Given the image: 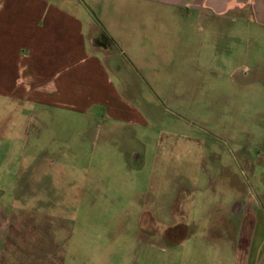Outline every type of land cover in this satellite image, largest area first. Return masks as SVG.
I'll use <instances>...</instances> for the list:
<instances>
[{"label": "rangeland", "instance_id": "rangeland-1", "mask_svg": "<svg viewBox=\"0 0 264 264\" xmlns=\"http://www.w3.org/2000/svg\"><path fill=\"white\" fill-rule=\"evenodd\" d=\"M105 4L132 44L113 47L124 74L112 77L135 110L0 98V264H244L264 168V27Z\"/></svg>", "mask_w": 264, "mask_h": 264}, {"label": "crops", "instance_id": "crops-1", "mask_svg": "<svg viewBox=\"0 0 264 264\" xmlns=\"http://www.w3.org/2000/svg\"><path fill=\"white\" fill-rule=\"evenodd\" d=\"M106 1L163 4L205 21L235 19L264 27V0H0V98L85 116L97 109L120 118L122 111L135 110L112 77L124 74L113 47L132 44L108 25ZM117 25L121 34L131 29ZM254 177L259 184L253 209L238 237L247 242L245 251L237 248L244 264H264V168Z\"/></svg>", "mask_w": 264, "mask_h": 264}]
</instances>
